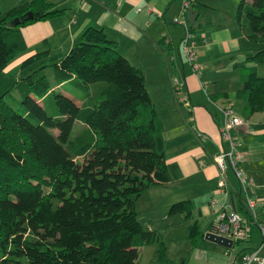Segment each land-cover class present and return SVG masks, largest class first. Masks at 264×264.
<instances>
[{
	"label": "trees",
	"instance_id": "16d2710c",
	"mask_svg": "<svg viewBox=\"0 0 264 264\" xmlns=\"http://www.w3.org/2000/svg\"><path fill=\"white\" fill-rule=\"evenodd\" d=\"M66 13L49 0L24 1L5 16L0 10V76L26 51L24 29ZM236 19L264 44V0H241ZM248 61L262 63L264 46ZM36 62L40 68L15 83L17 109L6 102L9 89L0 95V264H138L144 245L156 248L151 264H170L167 244L142 226L136 208L151 186L170 180L142 69L92 26L60 61L45 50L21 68ZM51 66L52 80L45 72ZM241 83L240 90L211 98H222L248 119L264 111V76L243 67ZM70 84L78 94L57 93ZM51 96L53 115L43 105ZM76 122L84 129L73 136ZM192 210L190 201H180L169 214L191 218ZM204 237L201 224L192 223L193 249ZM246 254L238 255L240 264Z\"/></svg>",
	"mask_w": 264,
	"mask_h": 264
},
{
	"label": "crops",
	"instance_id": "0c3cea01",
	"mask_svg": "<svg viewBox=\"0 0 264 264\" xmlns=\"http://www.w3.org/2000/svg\"><path fill=\"white\" fill-rule=\"evenodd\" d=\"M192 2L201 13L194 27L198 73L183 51L185 30L180 26L184 25L174 23L175 18L183 17L181 0H80L74 4L75 19L65 24L56 22L57 19L39 23L23 33L27 45H45L42 51L49 50L52 57L53 40L57 44L68 40L62 51L66 55L79 41L84 28H102L116 42L118 51L142 69L160 120L170 176L169 182L155 183L136 203L139 221L146 230L157 231L162 238L166 235L168 241L172 233L183 231L179 238L172 236L170 242L175 245L182 239L189 240V228L194 222L201 224L206 234L216 230L225 211L235 208L246 218L245 203L251 199L258 204V225L245 220L244 225L250 229L246 242L258 230L264 251L260 228L264 226V111L255 113L244 126L231 132L241 144L240 166L250 182L241 187L233 171H229L228 195H224L218 190L220 173L214 159L227 146L221 130L225 125L222 110L229 104L222 98H211L240 90L243 67L254 68L259 75L261 64L248 58L262 49V43L251 39L247 29L237 22L241 0ZM175 80L181 92L189 96L187 105L177 103ZM180 201L192 203L191 218L186 214H169L170 207ZM203 242L196 250L202 264L231 263L232 259L222 255L227 248L205 239ZM153 250L154 256L156 248ZM184 257L180 255L179 259L184 261Z\"/></svg>",
	"mask_w": 264,
	"mask_h": 264
},
{
	"label": "rangeland",
	"instance_id": "374dc122",
	"mask_svg": "<svg viewBox=\"0 0 264 264\" xmlns=\"http://www.w3.org/2000/svg\"><path fill=\"white\" fill-rule=\"evenodd\" d=\"M24 1H30V0H0V10H1L3 16H5L7 12H9L11 9L17 7L19 4H21ZM49 1L53 2V3H57L60 7H64L67 9L66 15L56 20V22H59L61 24H65L66 22L68 23L69 20L71 18H73L74 7H75L74 4L76 2H80V0H75V1L74 0H49ZM73 19H75V18H73ZM181 19H183V17H181ZM180 27H182V30H183V28L185 30L184 26H180ZM54 41L55 40L52 41V48H51L52 49V52H51L52 57L51 58L57 57L58 60L60 61L65 56L64 54H62V51L66 49V47H67L66 42L68 40H64L60 44H57ZM40 45L41 44H39V43L29 44L26 51L21 53L13 62H11L10 65L8 66V68L6 69V71L3 74H1V76H0V77H4L6 75L7 78L6 77L5 78L8 81V84H6L4 87H2V89L0 91V95L9 89L10 92L9 93L7 92L6 97H5L6 102L16 109H17V105L14 102V100L19 98V92H18V89L16 88L15 83L19 82L23 77L30 75L34 71L38 70L40 68V62H36V63L32 64L31 66L25 67V68H21V65L25 61V59H27V58L33 56L34 54L42 51V49L44 48L45 45H43V46H40ZM263 46H264V44L262 43V48H263ZM46 64L49 65V63H46ZM260 64H261V67H260L261 70L259 71V75H264V61ZM45 72L49 76V79L52 80V78H53V67L51 66V67L45 68ZM8 74L10 77L8 76ZM58 92H64V93L73 97L79 93V90L70 84V85H66V86L62 87L61 89L57 90V93ZM78 101L80 103H82L81 100H78ZM51 102L53 103V96H51L48 99H45L43 101V105H44L46 111L48 112V114L53 115L54 111H53V107H52L53 105L51 104ZM19 108L20 107H18V109ZM19 111L21 113H23L22 107L19 109ZM83 129H84V127L82 126V124L80 122H76V124L74 126L73 136L80 134V132ZM52 132L54 135H58L57 130H52ZM184 232H185V229H184ZM174 234H176L179 238V237H181V235H183V231H179L177 233H172L170 238H169V241L166 240L165 234H164L165 235L164 238H162V236H161L162 240L165 243H166V241H168V244L166 243L167 247H168L167 258L169 259L170 264L171 263L172 264H202V261L198 257L199 252H196V250H198L200 248V244H205L204 243L205 241L203 242V240H201L195 249H193V246H192L193 244L189 238H188L189 240H186V241H184L183 239L180 241H177V243L174 245L170 242L171 238ZM184 237H186L185 234H184ZM246 240H243L239 244H235L234 247H232L231 249H226V250L223 249L224 251H222V255L224 256V254H225L226 258L229 257L230 259H232L230 264H234V262L237 261L238 255L243 250H248V251L252 250L251 252H258L259 257H264V251H262L263 245H261L262 244V237H261V233L258 230H255V232L253 233L252 240H250V241L248 240L247 242H246ZM153 248L154 247L151 245H147V246L144 245L140 248V257L138 260L139 264H151V261L154 257L153 256V251H154ZM180 255H182V256L185 255L184 261L179 259ZM237 264H240V263L237 261Z\"/></svg>",
	"mask_w": 264,
	"mask_h": 264
},
{
	"label": "built area",
	"instance_id": "2783aa9c",
	"mask_svg": "<svg viewBox=\"0 0 264 264\" xmlns=\"http://www.w3.org/2000/svg\"><path fill=\"white\" fill-rule=\"evenodd\" d=\"M81 1L85 2L87 0ZM181 1L184 11L183 19L175 18L174 23L183 24L185 26V37L182 43L183 51L186 58L191 63L193 70L198 73L200 70V66L197 62L198 43L194 32H192L190 29L192 27H190L188 24L187 17L185 16V12L187 14V10L191 8V3L193 0ZM173 84L175 96L177 97V103L180 106L187 105L189 102V96L181 92L180 84L177 80H175ZM222 112L225 118V125L222 128L221 133L227 146L215 156L214 161L220 173L218 190L220 193L228 195V187L230 185L228 177L229 171H233L236 178L240 182L241 187L245 188L250 182L249 179L244 175V172L240 166L243 156L238 148L241 146V144H239L236 138L231 134L234 129L244 126L246 119L239 115L235 108L230 106L223 108ZM257 206V202L251 199L247 200L245 203L247 211L254 219L252 222L253 225H258V217L256 212ZM220 221L223 222L217 225L216 230L214 231L215 233L233 240L234 243L236 241H243L247 239L250 229L244 225L245 219L237 211L233 210L230 212H223ZM260 228L264 234V226L260 225ZM242 264H264V257H259L258 252H249L244 256Z\"/></svg>",
	"mask_w": 264,
	"mask_h": 264
},
{
	"label": "water",
	"instance_id": "95a60500",
	"mask_svg": "<svg viewBox=\"0 0 264 264\" xmlns=\"http://www.w3.org/2000/svg\"><path fill=\"white\" fill-rule=\"evenodd\" d=\"M29 16H31V14ZM200 16H201V13L197 7H191L187 10V21L190 27H193L197 23ZM18 24H19V21H15L13 25L17 26ZM233 210L236 211L235 208H233ZM204 239L208 242H211L213 244L219 245L227 249H231L234 246L233 240L226 238L224 236L218 235L215 232H207L205 234Z\"/></svg>",
	"mask_w": 264,
	"mask_h": 264
}]
</instances>
